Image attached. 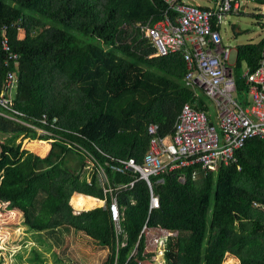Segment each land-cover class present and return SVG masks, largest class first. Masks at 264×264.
Returning <instances> with one entry per match:
<instances>
[{
  "label": "trees",
  "instance_id": "obj_1",
  "mask_svg": "<svg viewBox=\"0 0 264 264\" xmlns=\"http://www.w3.org/2000/svg\"><path fill=\"white\" fill-rule=\"evenodd\" d=\"M171 12L166 0H0V96L8 72H16L13 107L21 114L1 105L0 112L35 126L0 114V133L10 135L0 145V203L22 214L25 233L38 247L32 256L46 252L43 242L62 239L61 231H75L108 249L107 264H150L153 253H146L141 235L146 223L174 233L167 238L165 264H222L227 255L224 264H264V140L248 139L235 153L237 164L217 172L191 166L152 176L160 207L151 212L146 182L123 187L137 175L106 167L110 158L141 162L148 125L171 134L185 104L214 118L205 94L185 86L182 54L155 56L151 39L135 27L176 15ZM5 36L15 61L2 49ZM263 49L264 38L236 48L239 95L246 90L244 68L254 71ZM20 137L39 142L21 149L15 143ZM101 166L119 188L123 235H117L111 197L97 177ZM75 193L105 202L85 209L97 201L79 195L71 203L84 209H75Z\"/></svg>",
  "mask_w": 264,
  "mask_h": 264
},
{
  "label": "built area",
  "instance_id": "obj_2",
  "mask_svg": "<svg viewBox=\"0 0 264 264\" xmlns=\"http://www.w3.org/2000/svg\"><path fill=\"white\" fill-rule=\"evenodd\" d=\"M166 2L170 5L171 14L176 15L172 17L166 13L158 20L138 22L135 27L151 39L156 49L155 56L182 54L187 67V74L183 78L185 86L193 91L201 90L212 101L216 109V119H211L204 110L185 104L171 134L161 137L158 124L148 125L147 134L150 140L141 162L134 157L110 158L106 162V167L114 172H132L137 175L135 180L123 187L133 186L138 179L146 182L149 190V212L160 207L159 197L154 193L150 181L152 176L191 166H198L205 172H217L221 166L237 164L235 153L248 139L264 140V49L259 66L254 71L246 70L243 73L246 90L239 95L230 62L232 50L224 45L219 30L227 15L238 14L239 2L222 0L212 8L201 7L189 0ZM1 46L8 53L10 61L17 60L18 56L12 52L8 36L1 40ZM18 86L16 72L9 71L5 92L0 96V105L20 115L13 107ZM0 114L35 128L14 114L4 111ZM42 117L44 121L45 115ZM89 158L90 162H94V157L90 155ZM193 176H196V172ZM97 177L103 184L105 194L111 197V218L117 235H122L123 217L117 199L119 188L109 182L102 166ZM185 178V174H182L179 180L185 182ZM153 232L160 233L165 239L174 235L161 227L150 230L146 223L142 227L141 235L150 239ZM124 245L125 243L122 244Z\"/></svg>",
  "mask_w": 264,
  "mask_h": 264
},
{
  "label": "rangeland",
  "instance_id": "obj_3",
  "mask_svg": "<svg viewBox=\"0 0 264 264\" xmlns=\"http://www.w3.org/2000/svg\"><path fill=\"white\" fill-rule=\"evenodd\" d=\"M217 1L222 0H190V2L209 8L214 7ZM233 1H237L240 4L238 14L230 13L227 15L219 28L224 45L230 47L232 50L231 61L234 60L236 48L250 44L256 45L264 38V5L251 0ZM20 35L23 34L21 33ZM235 98L238 99L236 95ZM213 110H215L214 107ZM9 138V134L0 133V145L8 143ZM32 142L39 141L22 139L21 137L15 140L16 145H21V149H27L26 147ZM41 142H45L48 145L51 140ZM37 152H42V150H37ZM39 155L44 156L45 154L39 153ZM101 204V201H97L95 206ZM8 206L7 203H0V256L4 257V264H107L109 251L101 248L96 242L84 235L78 234L79 236L74 238L71 235L66 236V233L62 231L58 237H62V239L50 240L51 244L47 242L42 243V245L46 246V252L41 250L38 256H32L31 252L35 248L36 250L38 249L35 246L31 249V254L29 253L25 256V237H28V235H25L22 214L15 210H8ZM72 233H75V231H72ZM157 237H162V235L158 234V232L151 233L150 239H147L148 246L146 253H153L150 264H159L158 257L160 254L163 256L162 264H165L164 252L167 239L165 237H162V239H152ZM94 244L100 248L94 247ZM18 252H22L23 257L17 259L15 254ZM226 258L222 264H224Z\"/></svg>",
  "mask_w": 264,
  "mask_h": 264
},
{
  "label": "crops",
  "instance_id": "obj_4",
  "mask_svg": "<svg viewBox=\"0 0 264 264\" xmlns=\"http://www.w3.org/2000/svg\"><path fill=\"white\" fill-rule=\"evenodd\" d=\"M190 1V0H189ZM218 2V1H217ZM216 2V3H217ZM216 3H215V5H216ZM200 6V5H199ZM202 7V6H201ZM264 7V6H263ZM205 8H209V7H205ZM230 62H231V65H232V69H233V74H234V72H235V63H236V57H234V60L233 61H231L230 60ZM246 70H248L247 68H244V70H243V72H245ZM212 105H214L213 103H212ZM214 109H215V106H214ZM216 119V109H215V116H214V118H213V120H215ZM167 135V134H166ZM79 195H83V196H85V197H90V198H92V199H94V200H96V201H101V203L103 204L104 203V200H102V199H98V198H95V197H92V196H90V195H85V194H77V193H75V194H73L72 195V197H71V199L73 198V197H75V196H79ZM71 199H70V203H71ZM101 204V205H102ZM71 205L75 208V209H84V208H78V207H76V206H74L72 203H71ZM96 205V204H95ZM95 205H93V206H91V207H89V208H85V209H92V208H95V207H98V206H95ZM101 205H99V206H101ZM151 230H153V228H151ZM74 234V235H73ZM73 234H70L71 236H74V238L75 237H78L79 235L78 234H81V233H73ZM25 235H28V237H25V248H27V252H26V255L27 254H29L30 252H31V249H33L35 246H37V244H35V242H34V240L31 238V235L29 236V234H26L25 233ZM81 235H83V234H81ZM66 236H69V235H66ZM145 237V236H144ZM28 238V239H27ZM53 240V239H52ZM145 242H146V247L148 246L147 245V239L145 238ZM122 243H124V242H122ZM94 247H98L97 245H95L94 244ZM98 248H100V247H98ZM102 248V247H101ZM105 250H107L108 251V249H106V248H104ZM33 252V251H32ZM31 252V253H32ZM30 253V254H31ZM25 255V256H26ZM228 256H231V255H227V257ZM153 257V256H152ZM151 257V258H152ZM234 257V256H233ZM240 260V259H239ZM241 261V260H240ZM241 264V263H240Z\"/></svg>",
  "mask_w": 264,
  "mask_h": 264
},
{
  "label": "bare ground",
  "instance_id": "obj_5",
  "mask_svg": "<svg viewBox=\"0 0 264 264\" xmlns=\"http://www.w3.org/2000/svg\"><path fill=\"white\" fill-rule=\"evenodd\" d=\"M245 79V78H244ZM236 82H237V78H236ZM240 93V92H239ZM212 102V101H211ZM161 137H162V135H161ZM89 157V156H88ZM99 162V161H98ZM87 163H88V161H87ZM100 164V163H99ZM98 168H100V167H98ZM99 173V172H98ZM163 175V174H162ZM92 176V175H91ZM157 176V175H156ZM151 179V178H150ZM112 184V183H111ZM151 212V211H150ZM150 230H151V228H150ZM159 234V233H158ZM123 235V234H122Z\"/></svg>",
  "mask_w": 264,
  "mask_h": 264
}]
</instances>
